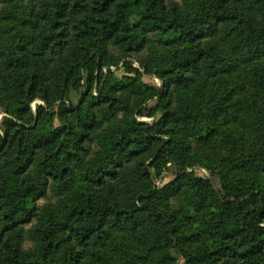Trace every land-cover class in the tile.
I'll return each mask as SVG.
<instances>
[{
	"label": "trees",
	"instance_id": "obj_1",
	"mask_svg": "<svg viewBox=\"0 0 264 264\" xmlns=\"http://www.w3.org/2000/svg\"><path fill=\"white\" fill-rule=\"evenodd\" d=\"M262 55L264 0H0V264H264V66L236 125L222 76Z\"/></svg>",
	"mask_w": 264,
	"mask_h": 264
},
{
	"label": "rangeland",
	"instance_id": "obj_2",
	"mask_svg": "<svg viewBox=\"0 0 264 264\" xmlns=\"http://www.w3.org/2000/svg\"><path fill=\"white\" fill-rule=\"evenodd\" d=\"M167 1H174L176 2L181 8L184 7V0H167ZM156 35H152L151 41L148 44V47L140 54L142 58L146 59H153L156 57V55L161 52L165 51L168 49V46L164 44H160L156 38ZM215 41L218 45V47L222 50L229 51V40L225 38L223 35L219 34L217 37H215ZM112 53L117 56V57H122V51H119L117 49H112ZM126 61L135 68H139V61L137 57H129L126 58ZM123 60H121L117 67H112V70L116 72L117 75H120L123 73ZM258 65V66H264V55L258 57L257 59L250 61V62H245V63H238L237 66L234 69H231L230 73L223 74L222 76L227 80V84L230 89H233V92L231 94V99L229 101L230 104L233 105L234 109L237 111V117L231 121L230 123L232 125H236L237 123H240L243 120H246V115L245 112L243 111V102L244 100L252 94V87L249 84V70L252 65ZM141 69V68H140ZM142 71V69H141ZM197 83L196 85H200V87L203 88V90L206 92V99H210L211 92L208 87L209 83H212L214 81H217V76H212V75H206L204 73H200L196 77ZM144 82L151 84V85H157L161 87V82L156 79L153 76H145ZM72 102H76V97L72 95ZM35 104H41L40 101H35L32 104V108L34 109ZM154 102L149 103V107H153ZM2 118V113L0 112V122ZM120 119H122L121 114H116L114 118L108 119L106 121L102 120L101 124L99 127L95 130L94 134H98L107 127H110L111 125L117 123ZM138 121L140 122H152V118L143 116V117H138ZM221 130V129H220ZM219 130V131H220ZM187 140L191 142L192 138L187 137ZM90 147V153L86 157V159H89L93 156V154L98 150L97 143L94 141L89 145ZM189 170H194L196 174L198 175H208L207 171L205 168H195V169H188ZM174 173L175 170L174 168H170L167 171L162 172L159 176H155L153 178V181L155 182V185L157 187H162L167 183H170L174 180ZM213 184L218 187V180L217 179H212ZM69 193H61V194H56L52 187L51 183L48 186V189L46 191V195L43 198H40L36 201L37 205L40 208L44 207H51L55 213H58V204L59 202L64 199ZM172 203L176 204H181L183 202V199L180 197H176V199H171ZM34 223V221H33ZM33 242L32 241H26L23 245L24 250H29L33 247ZM112 248L110 245L106 247V254L111 255V254H117V251L115 252L112 251ZM113 254V255H114ZM117 257V256H116ZM115 257V259H116ZM88 264H92L89 260H87ZM147 264H159L156 261H151Z\"/></svg>",
	"mask_w": 264,
	"mask_h": 264
}]
</instances>
